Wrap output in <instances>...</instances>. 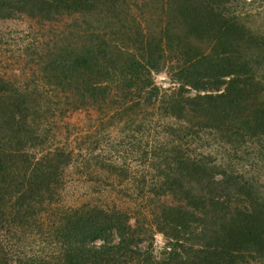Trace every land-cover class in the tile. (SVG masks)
<instances>
[{"label": "trees", "instance_id": "obj_1", "mask_svg": "<svg viewBox=\"0 0 264 264\" xmlns=\"http://www.w3.org/2000/svg\"><path fill=\"white\" fill-rule=\"evenodd\" d=\"M107 1L120 0H0V17L38 11L54 19ZM158 1L166 17L157 30L117 35L119 51L95 35L94 45L55 60L60 76L67 71L70 82L81 88L74 93V109L83 106L104 115L122 101L131 103L132 96L148 103L159 99L169 117L186 124L185 130L199 119L200 127H221L230 145L226 152L233 157L215 163L208 157L178 156L175 171L163 177L171 181L159 186V193L139 196L144 201L155 196L154 202L146 209L134 203L137 219L126 211L84 204L61 212L56 224H47V234L39 232L45 240L50 237L55 264H239L245 259L264 264V184L242 179L231 166L232 159L240 160L236 163L244 168L255 146L252 157L264 160V30L251 28L240 12L231 11L236 0ZM119 4L129 9L125 0ZM162 70L172 71L177 91L160 93L152 74ZM0 89V231L5 240L30 230L26 215L42 205V193L60 176L69 155L55 149L37 161L29 176L22 172L29 113L38 105L2 79ZM189 90L196 95L188 96ZM116 167L103 166L123 175V168ZM157 233L167 240L160 257L154 250ZM144 242L142 250L138 245ZM2 245L0 240V264H9ZM8 246L13 253V244Z\"/></svg>", "mask_w": 264, "mask_h": 264}, {"label": "rangeland", "instance_id": "obj_2", "mask_svg": "<svg viewBox=\"0 0 264 264\" xmlns=\"http://www.w3.org/2000/svg\"><path fill=\"white\" fill-rule=\"evenodd\" d=\"M125 1L129 9L119 2L113 5L107 1L54 19L43 18L38 11L34 14L13 11L9 17H0V79L38 105L35 112L29 113L30 132L24 147L28 157H23L26 161L20 159L21 171L29 176L37 161L55 149L69 155L58 170L60 176L50 182L48 189L43 188L42 205L26 215L30 230L16 232L14 237L5 240L3 229L0 231L9 264L56 262L55 247L48 241L50 237L45 240L46 236L39 230L47 234V224H56L59 214L69 208L88 204L106 211H126L137 219L134 203L146 209L148 203L154 202L155 196L146 201L139 196L159 193V186L171 181L163 177L170 170L175 171L178 156L208 157L215 163L223 156L233 157L226 152L230 145L221 127L219 130L214 126L200 127L198 122L202 120L199 119L194 120L195 125H188L191 129L185 130L186 124L169 117L164 111L166 103L159 99L148 103L132 96L131 103L122 101L104 115L83 106L74 109V93L81 88L70 82L72 77L67 71L60 76L62 68L55 61L58 57L66 56L69 50L94 45L96 41H91L95 35L119 51L122 45L117 35H132L137 28L140 34L146 35L149 30H157L161 20L164 22L166 14L159 13L158 0L149 9L143 5L148 7L151 0ZM232 5L231 11L240 12L251 28L264 30V0H236ZM172 74L167 70L152 74L160 93L175 92L179 88ZM186 93L191 97L196 95L193 90ZM255 147L248 150L243 162L248 169H239L240 160L232 159L231 166L242 179L264 184V160L261 156L252 157ZM107 164L122 167L123 175L114 170L107 172L103 168ZM35 224L39 226L37 231L31 230ZM10 242L15 248L13 253L8 249ZM166 242L161 234H155L156 257H160ZM138 246L143 250L147 244ZM239 264L260 263L245 259Z\"/></svg>", "mask_w": 264, "mask_h": 264}]
</instances>
